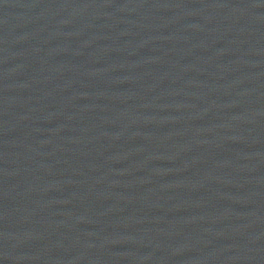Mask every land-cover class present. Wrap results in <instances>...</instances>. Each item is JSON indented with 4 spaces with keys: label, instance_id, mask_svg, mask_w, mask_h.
<instances>
[{
    "label": "water",
    "instance_id": "95a60500",
    "mask_svg": "<svg viewBox=\"0 0 264 264\" xmlns=\"http://www.w3.org/2000/svg\"><path fill=\"white\" fill-rule=\"evenodd\" d=\"M0 264H264V0H0Z\"/></svg>",
    "mask_w": 264,
    "mask_h": 264
}]
</instances>
